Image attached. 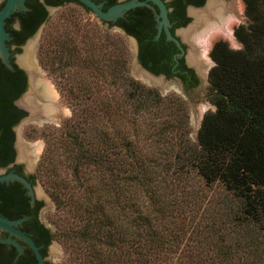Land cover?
<instances>
[{
  "label": "trees",
  "instance_id": "obj_1",
  "mask_svg": "<svg viewBox=\"0 0 264 264\" xmlns=\"http://www.w3.org/2000/svg\"><path fill=\"white\" fill-rule=\"evenodd\" d=\"M241 1L240 46L218 38L208 51L213 109L194 141L186 99L132 77L120 34L76 22L44 32L38 59L62 80L71 113L52 131L58 146L44 148L36 176L56 180V166L42 165L54 148L71 161V182L48 190L63 212L52 236L76 252L71 264H264V0ZM40 9L30 4L28 19L10 30L16 42ZM147 25L124 27L137 38L140 64L155 72ZM5 107L2 129L18 115Z\"/></svg>",
  "mask_w": 264,
  "mask_h": 264
},
{
  "label": "flooded vegetation",
  "instance_id": "obj_2",
  "mask_svg": "<svg viewBox=\"0 0 264 264\" xmlns=\"http://www.w3.org/2000/svg\"><path fill=\"white\" fill-rule=\"evenodd\" d=\"M4 1L0 0V7L4 4ZM20 1L22 5L21 9L16 8L18 6L16 4L15 9L8 17L4 18L3 23V27L9 36L4 43L7 47V60L10 66L5 64L0 58V84H5L0 85V100H2L0 103V115L2 116L6 113L5 103H10L14 106L18 110V115L8 121L5 129L0 127V136L2 137L0 139V151L5 146L8 148L7 153L0 154V177H2L0 179V216L13 221L11 224L16 229L31 238L36 245L41 264H54L46 257L47 245L53 238V232L39 217L43 206V199L37 196L34 188L31 187L37 177L31 164L33 153L29 151L27 146L20 148L18 152V139L15 132L16 123L25 114L29 113V109L31 111L29 100H31L33 107L36 103H44L48 98L46 94L42 93L43 91L36 83V77L32 76L34 79L33 85L35 82L37 89L39 88L37 90L38 97L28 96L24 105L21 103L22 100L21 102L19 101L22 94L26 92L27 75L17 62L21 63V59L26 56L29 57L31 63L32 59L28 54L29 52H23V54L16 58L18 60L16 62L13 49H19L24 40L46 21L50 9L64 6L65 3L74 2V0ZM93 1L101 4V9L104 10L114 3L126 0ZM144 1H146L145 4L134 5L124 10L122 15H117L114 19L99 20L105 25V28L113 27L121 33L124 32L133 36L135 39L136 55L139 49L137 38L128 32L124 25L133 21L147 23L148 25L145 27V30L142 28V37L150 40L146 46L153 55L151 65L157 69L155 72L153 70L149 71L155 75L161 74L164 79L176 82L186 94V98L190 99L201 80L205 78L207 81L206 71L208 72V63L206 54L208 52L206 53V50L208 41H204L203 43V40L207 38V30L211 27L217 28L226 24L232 17L233 7L231 2L233 0H162L166 8L168 22L166 28L177 43L166 37L163 26L158 29V17L156 18V13L158 12L157 6L149 0ZM32 3L39 4L41 8L40 12L36 16L31 17L30 26L25 31L24 38L20 42H16L10 30L18 29L22 21L28 19L26 17V10L30 9V4ZM191 19H193L192 22L185 28ZM24 66L26 67V65ZM17 72L23 75V83L14 80ZM31 115L35 118L41 114L34 115L31 112ZM19 177L27 181L28 186ZM7 237L13 239L16 245L9 241L1 240ZM0 264L40 263L35 256L32 246L25 238L2 227L0 228Z\"/></svg>",
  "mask_w": 264,
  "mask_h": 264
},
{
  "label": "rangeland",
  "instance_id": "obj_3",
  "mask_svg": "<svg viewBox=\"0 0 264 264\" xmlns=\"http://www.w3.org/2000/svg\"><path fill=\"white\" fill-rule=\"evenodd\" d=\"M231 3L233 7L232 10L233 12L231 16H235L236 18L239 17L238 21L230 26L231 36L224 32V25L222 27L218 26L217 28L211 27L210 29H208L207 38L206 40L205 39L203 40V43L204 41H208V47L206 53L210 49L209 47L212 44V42L218 38L224 39L231 47L240 46L239 42L235 39L233 35V27L238 23L244 21L245 17L243 13V4L241 0H235V1L233 0ZM192 20L193 19H191L187 23L185 28L189 26ZM70 22H76L80 24L82 29H83V24L88 26L89 27L88 29L90 28L97 29L100 27L105 28L104 27L105 25L102 24L101 21L98 18H96L91 12L84 10L80 5L70 1L65 3L64 6L61 7L58 6L50 9L47 20L44 21V23L41 24L39 27H37V29L24 40V42L21 44L19 49H13V55L15 56L14 58L16 61V58H18L21 54H23L24 48L22 47L25 45L26 41L28 39L32 41L31 52L33 53V56L36 59L37 62L36 66L38 68L37 70L42 75L43 80L47 83V87L50 89V92H52L54 96L53 106L55 109L53 112H51L53 116L51 114L49 115V120L46 121L44 120L39 122L36 117L35 118L31 117L29 112L25 114L15 125L16 137L18 139V152L20 148L26 146L28 147L29 151L33 153V160H31V164L33 165L35 172L37 166L39 170V174L42 173L43 171V169L40 168L42 166L38 165L42 151L46 146L48 147L58 146V142L53 137L55 135L53 134L52 131L56 130V128H59L61 124L70 116L71 106L68 103V100L66 99L65 92H62L63 89L62 80L59 79L56 75L50 73L42 66L41 62L38 59V52L44 46V32L46 30L50 29V31L55 30L56 32H60L62 27ZM107 29L111 34H120V37L124 42L126 50L128 51L127 68L129 74L132 77L147 85L155 87L161 95L171 92L173 94L180 95L181 97L184 98L181 92L178 91V89H176L177 88L176 85H172L171 86L172 88L171 87L166 88L169 82L163 80L162 78H159L157 76L155 77V76L147 75L151 81L144 80L143 76L140 74L141 72L139 71L142 69L133 60V53L135 49L134 41L122 35V33L119 30L113 27ZM206 58L208 63L207 66V70H208L212 65V60L209 59L208 54H206ZM154 80H156L157 82ZM37 90L38 89L34 83L32 87L29 86L27 91L22 94V97L19 101L21 102L22 100L21 103L24 105L27 96L29 97L32 96L37 98L38 97ZM41 90L43 91V89ZM206 90H207V81L205 78H203L199 86L195 88L192 97L190 99H187L185 97L186 109L188 112V137L193 141L195 140V134L202 114L207 110L213 109V105L206 98L205 95ZM44 105L45 106L49 105V103L47 102ZM61 151L62 150L59 147H57V149L54 148V154H53L54 156L51 157V163L49 162L46 164H42L48 166V169L51 172L54 171L53 169L54 165L56 166V171H57L55 175L56 180H53L54 178L48 175L46 179H48L47 183L49 184V186L45 182L47 185L46 187V185L42 182V180H40V177L37 176L33 182V185H31V187L34 188L36 195L43 199V206L39 213V217L41 221L46 226H48L53 233L57 232L56 219L57 218L62 219L63 212L59 209V207L55 206L54 200L52 199L49 193L50 189L52 190V188H50L51 185L50 183L51 181L52 183H54V181L58 182V179H61L62 180L61 182L63 183L65 181H68L69 183L71 182V179L69 181L68 178L72 177L73 179L72 176L73 171L71 170L72 168L71 161L68 162L67 160L63 159L64 152ZM82 172L84 173V169L82 170ZM214 189H210V191H212V193H215L216 189L215 190ZM74 253L76 252H74L73 249H70L69 247H65L62 241L58 239V237L53 236V238L50 240L49 244L47 245L46 257L54 264H71L76 259Z\"/></svg>",
  "mask_w": 264,
  "mask_h": 264
},
{
  "label": "water",
  "instance_id": "obj_4",
  "mask_svg": "<svg viewBox=\"0 0 264 264\" xmlns=\"http://www.w3.org/2000/svg\"><path fill=\"white\" fill-rule=\"evenodd\" d=\"M79 1L82 5H84L85 7L88 8V10L98 19H114L117 15H122V12L130 7H133L134 5H140V4H145L146 1L144 0H126V1H121V2H117L114 3L110 6H108L106 9L102 10L101 9V4L94 2L93 0H77ZM151 2H153L157 8H158V12L156 13V18L158 17V22H157V26L158 29L163 26L164 28V32L166 34V37L168 39H172L174 40L176 43L177 41L175 40V38L173 36H171V34L169 33V31L166 28V25L168 24L167 22V18H166V8L162 2V0H149ZM18 5L16 8L21 9L22 5H21V1L20 0H5L4 4L0 7V58L2 59V61L9 65V62L7 60V47L5 45V40H7L9 38V36L7 35V31L4 29L3 27V23H4V18L8 17L10 15V13L15 9V5ZM124 33V32H122ZM124 35L128 38H130L132 41H134L135 44V39L133 36L125 34ZM32 41L30 39H28L25 43V45L22 48H28L29 49V54L32 58V61L35 63L36 59L33 56V53L31 52V45ZM211 46V45H210ZM210 48V47H209ZM209 51V50H208ZM17 57V56H16ZM209 57V55H208ZM35 59V60H34ZM210 59V58H209ZM133 60L137 63V65L142 69L139 70L140 72L148 75V76H157L159 78H162L163 80H166L169 82V84L172 85H176V89H178V91L181 92V94L184 96V98L186 97V94L183 92V90L181 89V87L179 85H177L176 82L172 81V80H168V79H164L163 76L161 74H153L152 72H150L148 69H146L145 67H143L138 59H137V55H136V47L134 49V53H133ZM211 60V59H210ZM17 62V60H16ZM26 72L27 75V87L26 90L28 89V87L31 85V80L29 77V73L28 70L25 66H23L22 64H20L19 62H17ZM207 74V71H206ZM170 87V86H168ZM166 87V88H168ZM42 89V88H41ZM43 93V92H42ZM44 94V93H43ZM38 119V121H46L49 120L48 117H46V115H44V113H42L41 115L36 117ZM2 177H0L1 179ZM22 181H24V183L28 186V182L25 181L23 178L19 177ZM30 192V190H29ZM11 223H13V221L8 220L2 216H0V228H7L10 230V232H13L15 234H18L20 236H22L23 238H25L28 243L32 246L34 252H35V256L37 257L39 263L41 264V259L39 256V253L37 252L36 249V245L33 243V241L31 240V238H29L26 234H24L22 231H19L18 229H16ZM2 241H9L13 244L16 245V242L11 239V238H3L1 239Z\"/></svg>",
  "mask_w": 264,
  "mask_h": 264
},
{
  "label": "bare ground",
  "instance_id": "obj_5",
  "mask_svg": "<svg viewBox=\"0 0 264 264\" xmlns=\"http://www.w3.org/2000/svg\"><path fill=\"white\" fill-rule=\"evenodd\" d=\"M238 19H239V17H235V16H232L227 22H226V24L224 25L225 27H224V32L226 33V34H228V35H230L231 36V29H230V26L233 24V23H235V22H237L238 21ZM24 50V52H29V49L28 48H24L23 49ZM29 54V53H28ZM30 55V54H29ZM204 55V54H203ZM31 57V56H30ZM32 59V58H31ZM35 60V59H34ZM18 61V60H17ZM32 63H34L33 61H32ZM32 63L30 62V60H29V57L28 56H26V57H23L22 59H21V63L20 64H24V65H26V68H27V70L29 69V72L28 73H31V74H29V77H30V80H31V85L30 86H32L33 85V77H36V79H37V81H36V83L39 85V87L40 88H42L43 89V93H44V95L46 94L47 95V98H48V100H46L48 103H49V105H44L45 103H47V102H45V103H42V104H38V103H36L35 105H33V107H32V104H31V100H29V99H27V100H29V104L31 105V111H30V109H29V112H30V116L32 117V115H31V112H32V114H34V115H36V114H42L43 112L45 113V115H46V117H48L49 118V115L51 114L52 116H53V114L51 113V112H53L54 111V106H53V102H54V96H53V94H52V92H50V89L47 87V83L43 80V78H42V75L38 72V68H37V62L35 61V63H34V65H32ZM23 65V66H24ZM36 66V67H35ZM142 76H143V78H144V80H146V81H148V80H150L149 79V77L146 75V74H144V73H140ZM31 75V76H30ZM33 76V77H32ZM151 81V80H150ZM154 81H156V80H154ZM157 82V81H156ZM35 83V82H34ZM35 83V84H36ZM168 86H170L171 87V85L170 84H168L166 87H168ZM50 87V86H49ZM172 88V87H171ZM39 89V88H38ZM35 92V91H34ZM33 92V93H34ZM39 93H40V91H39ZM32 94V93H31ZM31 96V95H30ZM28 97V96H27ZM35 98V97H34ZM41 100V99H40ZM39 100V101H40ZM35 101V100H34ZM27 103H28V101H27ZM56 104V103H55ZM57 112V111H56Z\"/></svg>",
  "mask_w": 264,
  "mask_h": 264
}]
</instances>
